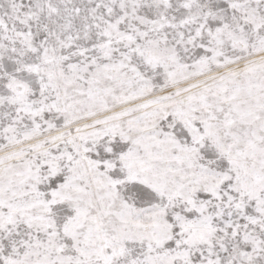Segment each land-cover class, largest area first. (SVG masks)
Masks as SVG:
<instances>
[{
	"label": "snow or ice",
	"instance_id": "1",
	"mask_svg": "<svg viewBox=\"0 0 264 264\" xmlns=\"http://www.w3.org/2000/svg\"><path fill=\"white\" fill-rule=\"evenodd\" d=\"M0 264H264V0H0Z\"/></svg>",
	"mask_w": 264,
	"mask_h": 264
}]
</instances>
